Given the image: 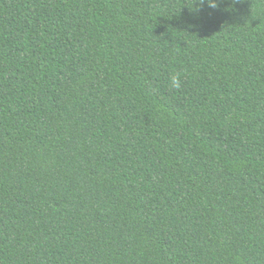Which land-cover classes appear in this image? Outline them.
<instances>
[{
	"label": "trees",
	"instance_id": "16d2710c",
	"mask_svg": "<svg viewBox=\"0 0 264 264\" xmlns=\"http://www.w3.org/2000/svg\"><path fill=\"white\" fill-rule=\"evenodd\" d=\"M200 2L0 0V264H264V0Z\"/></svg>",
	"mask_w": 264,
	"mask_h": 264
},
{
	"label": "clouds",
	"instance_id": "9594fccd",
	"mask_svg": "<svg viewBox=\"0 0 264 264\" xmlns=\"http://www.w3.org/2000/svg\"><path fill=\"white\" fill-rule=\"evenodd\" d=\"M201 4L204 3V0H201ZM208 6L210 8H216L218 4L214 0H207ZM169 86L171 89H180L181 88V77L179 73H172L169 76Z\"/></svg>",
	"mask_w": 264,
	"mask_h": 264
}]
</instances>
